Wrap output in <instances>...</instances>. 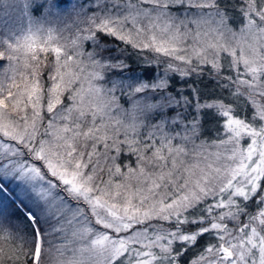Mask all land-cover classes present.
<instances>
[{
	"label": "snow or ice",
	"instance_id": "6c2138e0",
	"mask_svg": "<svg viewBox=\"0 0 264 264\" xmlns=\"http://www.w3.org/2000/svg\"><path fill=\"white\" fill-rule=\"evenodd\" d=\"M0 264H264V0H0Z\"/></svg>",
	"mask_w": 264,
	"mask_h": 264
}]
</instances>
